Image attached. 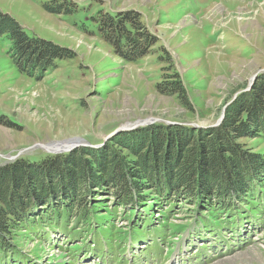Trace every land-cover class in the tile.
I'll return each instance as SVG.
<instances>
[{"label": "rangeland", "instance_id": "1", "mask_svg": "<svg viewBox=\"0 0 264 264\" xmlns=\"http://www.w3.org/2000/svg\"><path fill=\"white\" fill-rule=\"evenodd\" d=\"M44 1L53 0H0L25 31L71 52L27 75L0 37V164L40 159L58 141L101 146L116 128L147 119L211 125L264 68V0H71L78 5L71 13L50 12ZM100 9L138 13L155 36L148 53L121 57L96 31ZM175 79L185 98L166 85ZM239 141L264 155V138ZM259 174L227 213L216 201L166 193L152 203L151 190L132 209L96 188L83 206L62 208L53 219L46 208L34 210L30 225L11 230L0 264H230L244 253L248 264H264Z\"/></svg>", "mask_w": 264, "mask_h": 264}, {"label": "trees", "instance_id": "2", "mask_svg": "<svg viewBox=\"0 0 264 264\" xmlns=\"http://www.w3.org/2000/svg\"><path fill=\"white\" fill-rule=\"evenodd\" d=\"M55 1H44L42 7L53 13L78 9L71 0ZM93 20L96 31L127 61L145 56L155 42L136 12L100 9ZM0 37L9 39L11 60L27 75L71 56L59 44L28 33L2 10ZM165 82L170 92L185 98L179 80ZM257 136L264 138V72L226 106L215 126L159 121L119 132L101 146L45 152L37 160L22 155L6 160L0 164V249L8 243L12 229L31 221L28 216L34 210L46 208L53 219L62 208L83 206L87 195L104 186L116 204L132 209L151 190L152 203L166 193L169 199L187 196L200 204L216 201L218 211L227 213L235 205L233 199L245 198L264 171V155L239 141Z\"/></svg>", "mask_w": 264, "mask_h": 264}, {"label": "water", "instance_id": "3", "mask_svg": "<svg viewBox=\"0 0 264 264\" xmlns=\"http://www.w3.org/2000/svg\"><path fill=\"white\" fill-rule=\"evenodd\" d=\"M260 72H264V68L259 69L258 71H256V73H254L251 76L250 81L248 83V86H247L246 90H248V89H250L252 87V84L254 83L255 79L257 78V75ZM223 116H224V110L222 111L219 119H217L215 123H213L211 125H208V126H215V125H217L221 121V119L223 118ZM155 121H156L155 119H152V120L147 119V120H144V121H137L134 124H130V125H122V126L116 128L107 137H111V136L115 135L118 132H122V131H126V130H131V129H134V128L139 127V126H144V125L149 124V123H154ZM164 122H166L168 124L169 123L170 124L171 123H180V122H174V121H168V120H164ZM193 126L205 127L203 125L202 126L201 125H193ZM86 145L87 146H93V147H96L97 146L96 144H91L89 142H83L82 140L76 139V140H67V141L53 142V143H51L49 145L44 146V148H45L46 151H49L50 153H59V152H67V151H70L72 149H75L78 146H86Z\"/></svg>", "mask_w": 264, "mask_h": 264}, {"label": "bare ground", "instance_id": "4", "mask_svg": "<svg viewBox=\"0 0 264 264\" xmlns=\"http://www.w3.org/2000/svg\"><path fill=\"white\" fill-rule=\"evenodd\" d=\"M258 76V75H257ZM87 146V145H86ZM71 151V150H70ZM256 255V254H254ZM233 257V256H232ZM230 258L229 263L230 264H248L249 262V256L244 254H238L235 256V258ZM254 259V258H253ZM213 264H222V262H215Z\"/></svg>", "mask_w": 264, "mask_h": 264}, {"label": "crops", "instance_id": "5", "mask_svg": "<svg viewBox=\"0 0 264 264\" xmlns=\"http://www.w3.org/2000/svg\"><path fill=\"white\" fill-rule=\"evenodd\" d=\"M13 16V15H12Z\"/></svg>", "mask_w": 264, "mask_h": 264}]
</instances>
